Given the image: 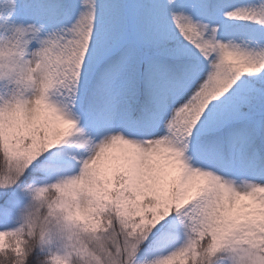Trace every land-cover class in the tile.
<instances>
[{
  "label": "snow or ice",
  "instance_id": "obj_1",
  "mask_svg": "<svg viewBox=\"0 0 264 264\" xmlns=\"http://www.w3.org/2000/svg\"><path fill=\"white\" fill-rule=\"evenodd\" d=\"M0 264H264V0H0Z\"/></svg>",
  "mask_w": 264,
  "mask_h": 264
}]
</instances>
